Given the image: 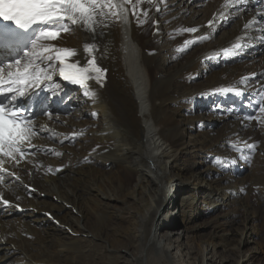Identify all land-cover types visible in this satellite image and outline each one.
<instances>
[{
	"label": "bare ground",
	"instance_id": "bare-ground-1",
	"mask_svg": "<svg viewBox=\"0 0 264 264\" xmlns=\"http://www.w3.org/2000/svg\"><path fill=\"white\" fill-rule=\"evenodd\" d=\"M219 1L141 0L133 8L135 0H115L128 11L97 30L96 55L108 71L102 89L90 86L95 99L84 89L62 88L56 77L44 84L53 89V102H63L50 103L51 120L36 118L46 130L33 138L38 147L31 162L4 158L3 166L20 180L4 174L0 191L27 211L0 205V264H261L258 248L248 244L257 233L256 215L264 222V123L256 119L264 121V114L242 123L233 114L205 112L213 103L223 114L235 111L229 93L220 95L233 85L264 91V48L250 62L232 58L221 65L211 58L240 36L243 44L253 41L244 29L253 11ZM214 12L228 22L186 51L191 45L184 42L200 34L183 27H197ZM153 18L159 22L154 34ZM41 43L76 49L77 58L93 36L73 26ZM67 112L69 118L58 115ZM242 141L257 149L249 152ZM242 154L252 157L250 164ZM236 212L241 216L234 224L227 215ZM196 215H206L199 226ZM184 231L193 244L183 241ZM224 251L228 257L216 260Z\"/></svg>",
	"mask_w": 264,
	"mask_h": 264
},
{
	"label": "snow or ice",
	"instance_id": "snow-or-ice-1",
	"mask_svg": "<svg viewBox=\"0 0 264 264\" xmlns=\"http://www.w3.org/2000/svg\"><path fill=\"white\" fill-rule=\"evenodd\" d=\"M151 4L152 0H147ZM250 0H235L234 7L240 10H247ZM264 0H256V3H262ZM125 3H132V0H125ZM141 0H135L133 8L139 5ZM124 3H116L115 0H0V18L4 21L13 22L17 28L13 29L8 26L0 27V51L8 53L15 52L17 56L23 52L22 59L27 63L21 62V59H15L9 62L6 67L7 79H5L4 67H0V183L4 182V174L9 178L14 177L16 181L20 177L14 172H8L3 167L4 158L14 165H19L22 161L31 162L29 156L34 154L33 150L38 146L33 143V138L43 130L46 125L38 124L36 114L31 109L25 108L19 104V101L28 95L33 89L41 88L44 84H53L54 77L58 75L63 81L77 85L84 89L83 94L86 97L95 99V91L90 87V82H95L99 87H103L106 80L107 70L97 63L96 52L99 51L95 45L98 28L110 27L112 23L120 19L122 13L127 12ZM135 15L136 13L133 12ZM142 15L147 19V12ZM139 20V16H137ZM224 19V17H221ZM264 20V11H258L257 18L249 21L244 25V29L252 28L254 31L264 33V27H256ZM155 23V22H154ZM214 21L210 20L208 26L211 27ZM33 25H40L39 29H34ZM73 26L82 28L84 31L92 34L93 43L84 45V52L87 59L83 65L77 62H69L72 57L77 55L76 49L59 48L55 45L45 46L42 41H55L61 37L63 33H68ZM18 29V30H17ZM187 33H197V27H188L182 29ZM38 35H35L36 32ZM35 35V39H33ZM208 36H202L199 40H207ZM256 39L264 42V35L256 37ZM198 40L185 41L186 45H193ZM29 44L31 47L29 48ZM251 44L235 43L230 48L222 51L225 58H231L241 55L247 48L252 47ZM25 49H28L25 51ZM40 51H37V50ZM183 51V49H181ZM54 53V54H53ZM48 61L47 64H44ZM4 61L0 60V65ZM43 65V67H41ZM15 69V71H13ZM254 75V74H253ZM251 77L242 78L247 81ZM58 90L60 85H55ZM53 91L52 88L45 89ZM223 93L234 94L237 97L243 96L244 92L239 88H225L221 90ZM259 100L257 107L259 112L264 114V91L257 92ZM42 115L51 120V112L42 111ZM95 115V113H93ZM253 116H247L245 119L251 121ZM258 122L264 123L259 117ZM63 143V141H61ZM244 147L249 152L257 149L256 143H247L242 141ZM232 148L243 153V149L238 145H230ZM56 155L61 153L56 152ZM245 163H251L250 155H241L239 157ZM218 166L221 170H228L219 162ZM236 159L231 161L232 165L236 164ZM63 166L55 169L56 172L62 171ZM48 172L52 173L51 167ZM31 175V172H29ZM29 193L34 189L29 188ZM0 204L4 207H19L11 205L7 199L2 198L0 194Z\"/></svg>",
	"mask_w": 264,
	"mask_h": 264
},
{
	"label": "rangeland",
	"instance_id": "rangeland-1",
	"mask_svg": "<svg viewBox=\"0 0 264 264\" xmlns=\"http://www.w3.org/2000/svg\"><path fill=\"white\" fill-rule=\"evenodd\" d=\"M201 8H202V6H201ZM162 28H163V30H165V28H166V25L165 24H163V26H162ZM218 34V33H217ZM216 34V35H217ZM192 47H194L193 45H191L190 46V48L188 49V50H186V51H189ZM235 64V63H234ZM236 64H239V62H236ZM153 65V64H152ZM226 65V64H225ZM59 116H66L65 118H69L70 117V115H68V112L67 113H59L58 114ZM233 119H235L236 120V118H233ZM238 121V120H237ZM244 127H245V125H243ZM64 142V141H63ZM70 143H73V142H70ZM44 150H47V149H44ZM196 159V158H195ZM195 167H201V165H199V162H198V160H197V162H196V166ZM203 167V166H202ZM196 205H194V207H195ZM221 211H219V212H217L218 214H221V215H225V212L223 213V212H221ZM210 213V212H209ZM199 215V214H198ZM241 216V214H239V213H234V214H232V216H230V215H227V217L228 218H230V221L232 222V223H237L238 222V219H239V217ZM199 217V216H198ZM264 217V216H263ZM201 218V217H200ZM204 218H206V215L205 216H203L202 215V218L201 219H197V215L194 217V219L193 220H195V219H197V225L199 224H201L203 221H204ZM261 221V222H260ZM253 227L256 229V231H257V233L256 234H254L253 235V241H251L250 242V244H248L250 247H252L253 245H255L256 246V248H258V255H260L261 256V259H260V261H261V264H264V239L263 240H261V238L259 237V235H258V233L260 232L261 234H263L264 235V222H263V218H261L259 215H256V218H254V221H253ZM262 224V225H261ZM198 225V226H199ZM231 225L230 224H227V226H226V228L228 229V227H230ZM204 232H207V230H205ZM187 232H185L184 231V235H185V240H183L185 243H189V244H193V238H191L190 236H188V234H186ZM236 233V232H235ZM258 237H257V236ZM235 236H236V238L235 239H238L239 238V235H236L235 234ZM234 245H235V243H234ZM247 245V246H248ZM262 245V246H261ZM248 246V247H249ZM204 246H200V249H202ZM262 248V249H261ZM218 250V249H217ZM179 252L178 251V249H175V250H173V252ZM217 253H219V252H217ZM228 251H224V252H221L220 254H218V256H217V259L216 260H218V261H222L223 259H225V258H227L228 257ZM227 256V257H226Z\"/></svg>",
	"mask_w": 264,
	"mask_h": 264
}]
</instances>
